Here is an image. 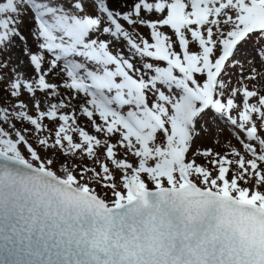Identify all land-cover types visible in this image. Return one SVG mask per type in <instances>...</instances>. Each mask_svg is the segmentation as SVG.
Listing matches in <instances>:
<instances>
[{
  "label": "snow or ice",
  "instance_id": "obj_1",
  "mask_svg": "<svg viewBox=\"0 0 264 264\" xmlns=\"http://www.w3.org/2000/svg\"><path fill=\"white\" fill-rule=\"evenodd\" d=\"M0 264H264V0H0Z\"/></svg>",
  "mask_w": 264,
  "mask_h": 264
}]
</instances>
